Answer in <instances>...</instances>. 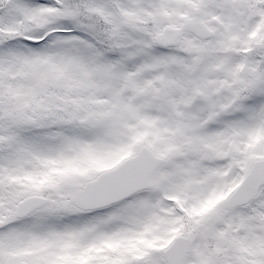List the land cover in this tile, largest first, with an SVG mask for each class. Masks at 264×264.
Instances as JSON below:
<instances>
[{"label":"snow or ice","instance_id":"snow-or-ice-1","mask_svg":"<svg viewBox=\"0 0 264 264\" xmlns=\"http://www.w3.org/2000/svg\"><path fill=\"white\" fill-rule=\"evenodd\" d=\"M0 264H264V0H0Z\"/></svg>","mask_w":264,"mask_h":264}]
</instances>
